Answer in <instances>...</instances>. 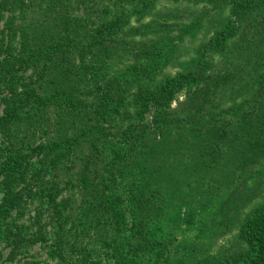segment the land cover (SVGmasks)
Instances as JSON below:
<instances>
[{
    "label": "trees",
    "instance_id": "trees-1",
    "mask_svg": "<svg viewBox=\"0 0 264 264\" xmlns=\"http://www.w3.org/2000/svg\"><path fill=\"white\" fill-rule=\"evenodd\" d=\"M157 1L0 0V238L11 260L50 240L57 264H96L86 245L97 243L111 248L114 264H140L146 252L158 264L165 254L153 232L165 208L184 204V186L206 177L219 194L214 176L226 163L264 162V0H225L230 15L214 23L199 56L152 86L141 80L153 70L139 60L158 54L160 40L147 34L172 26L154 13ZM217 52L226 58L215 60ZM127 55L137 78L108 67ZM150 106L153 127L140 120ZM183 124L200 130L196 141ZM177 140L196 146L181 152L180 167L169 152ZM29 205L35 221L20 224ZM241 238L238 254L209 264H264V206L245 219Z\"/></svg>",
    "mask_w": 264,
    "mask_h": 264
},
{
    "label": "rangeland",
    "instance_id": "rangeland-1",
    "mask_svg": "<svg viewBox=\"0 0 264 264\" xmlns=\"http://www.w3.org/2000/svg\"><path fill=\"white\" fill-rule=\"evenodd\" d=\"M230 8L231 5L225 0H158L154 8L155 11L153 10L154 13H161L162 15L159 14L162 17L161 21H167L172 26L167 32L164 30L148 32V37L160 40L158 44L159 50L158 54H153V52L147 53L144 55L145 57L143 56L139 60L151 66V70H153L151 75L143 73L145 75L142 76L141 81L148 85L156 86L167 76L174 75L177 71L187 67L193 59L199 56L201 44L207 41L214 33V23L217 22L221 25L222 21L229 17ZM209 9L213 11L207 13ZM145 15L143 19L145 21L153 17L150 13ZM201 16H206L205 22L194 28H189ZM132 19L133 23L137 24L134 20L135 15ZM3 55L4 51L0 49V58ZM213 57L215 60H224L226 58L220 52L213 54ZM132 64V57L127 55L117 60L112 58L108 67L115 75L126 73L128 78H137L138 74L131 71ZM22 76L26 78L28 74L24 73ZM138 81L134 83L137 84ZM4 94L5 91H1L0 98ZM182 97L180 95V98ZM176 104V101L172 102V106ZM129 105H131V102L127 106ZM134 107L137 109L145 108L144 106L139 107L135 105ZM1 113L2 104H0V115ZM49 114L54 115L51 111L48 112ZM153 114L154 108L150 106L146 109L144 117L140 120L148 124L150 123L153 127ZM114 120L118 121L117 119ZM181 128L186 133L187 139L190 142L196 141L200 130L193 132L191 124H183ZM26 130L33 132L35 127L31 126L30 129L24 128V131ZM39 140L42 139H38L37 144ZM1 141L2 136L0 134V145ZM184 144H186L185 149L180 150L181 145ZM195 149L196 146L187 144L186 141L184 143L182 140H177L174 141L169 152L173 155V161L180 167V164L177 163L181 162V152L185 151L191 154ZM230 151L233 152V149H230ZM58 152L61 151L58 150ZM39 159L35 154L31 161L37 162ZM192 163L193 161L190 164ZM230 163H226L227 171L223 177L214 176V178H220L219 183L223 187L222 190H219V194L212 192V188L214 187L209 186L207 183L208 178L201 177L199 178L200 186H197L193 181H190V185L184 186L185 190L183 193L187 192V194L185 193L186 200H184V204L165 208V212L159 219V222H157L153 232V236L160 244L159 250L165 254L158 264L179 260L192 264H209L212 260L236 255L245 247V242L241 238V226L246 218L254 215L264 206V162H254L245 168L234 167L235 162H233L232 166L228 167ZM219 166L221 168V165ZM175 171V176L179 177L180 171L177 167ZM61 172L64 173L65 171L61 170ZM220 174L223 175V173ZM31 175L35 176V173L31 172ZM43 178L46 181L51 180L52 171L48 170L44 172ZM63 179L66 180V178ZM2 196L3 193L0 190V201ZM37 203L41 204L40 201ZM34 216L35 207L29 205L25 208L24 215L21 217L19 223L24 222V224H29L32 220L35 221ZM47 220L46 216L41 217L42 222H47ZM48 229H51L50 224L48 225ZM49 243L50 240L47 244L32 242L11 260L8 258L11 246L7 244L6 240L0 238V264H20L23 260H29V262L35 261L37 264H57L56 259L51 258L48 254ZM86 247L89 250L88 253L91 255L90 259L96 261V264H114L117 260L116 257L110 256L111 248H105L101 243L95 245L87 244ZM104 249L109 251L108 255ZM154 263L156 262L153 253L146 252L142 255L140 264Z\"/></svg>",
    "mask_w": 264,
    "mask_h": 264
}]
</instances>
